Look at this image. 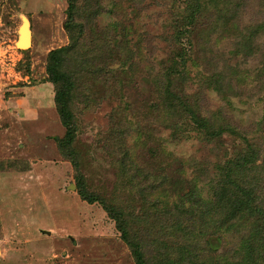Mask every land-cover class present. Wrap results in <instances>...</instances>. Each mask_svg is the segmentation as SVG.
Masks as SVG:
<instances>
[{
    "label": "rangeland",
    "instance_id": "1",
    "mask_svg": "<svg viewBox=\"0 0 264 264\" xmlns=\"http://www.w3.org/2000/svg\"><path fill=\"white\" fill-rule=\"evenodd\" d=\"M86 1L64 63L77 77L76 168L56 141L46 72L70 42L68 2L0 0V264H136L103 205L77 192V173L122 213L149 264H264V214L208 204L227 158L253 150L250 175L264 183V0H221L219 17L192 24L189 0ZM25 19L31 42L18 48ZM167 70L171 112L156 82Z\"/></svg>",
    "mask_w": 264,
    "mask_h": 264
},
{
    "label": "trees",
    "instance_id": "2",
    "mask_svg": "<svg viewBox=\"0 0 264 264\" xmlns=\"http://www.w3.org/2000/svg\"><path fill=\"white\" fill-rule=\"evenodd\" d=\"M86 1V0H85ZM67 10L66 19L64 21L63 27L69 36V44L61 46L59 48L51 50L47 55L46 72L48 81L52 82L54 86V102L55 107L60 119L62 126L64 127V133L61 137L56 138L59 150L61 154L65 157L70 158L73 161L74 166L77 168V163L75 160L74 152L72 149V141L75 134L73 116L71 115L70 98L74 82L76 83V74L74 76L69 72L68 67L65 66L67 58L70 53H74L79 47V38L83 35L85 24L80 23V15L78 12L77 0H67ZM87 2V1H86ZM221 0H189L188 11L185 20L186 24H192L196 15L200 16L209 13L210 11H215L216 14H221V11H225V8L220 6ZM222 2H225L223 0ZM90 5V2H89ZM97 11V10H96ZM99 11V10H98ZM97 14V12L95 13ZM94 14V15H95ZM224 19V15H221ZM221 19V20H223ZM218 20H220L218 18ZM78 58V59H77ZM77 63L80 61L82 63L81 57L76 54ZM76 63V64H77ZM173 70V68L171 69ZM167 70V77L165 78L164 87L161 86L160 82L156 81L159 86V92L161 93L162 99L165 106L169 109V112L174 111L171 103H167V99L171 97V85L172 81L169 77H174L172 75L173 71ZM74 72V71H73ZM160 80V78H158ZM163 87V88H162ZM176 110V109H175ZM165 115L168 114L165 111ZM172 125V123H167ZM229 128L226 124L221 125L218 129L222 131ZM253 150H249L246 156H237L232 158H227L220 164L221 171L218 172L217 178H213L214 185H212V192L214 195L212 198L215 200L208 203L209 205L218 204L220 208L225 209L233 218L236 215H247L251 211L264 214V206L262 201L264 200V183L258 184L255 180L254 175H250L252 169L250 156L254 153ZM140 173L139 171H137ZM76 188L79 195L89 203L97 202L102 204L107 210L109 216L115 220L118 230L120 231L121 238L126 241V243L131 247L132 254L136 264H149L148 258L144 257L143 243L137 239H133L129 236L128 228L124 226V219L121 216V212L116 209L111 204L107 203L96 193L87 190L85 183L80 174L75 175ZM257 200H259L257 202ZM121 214H120V213ZM261 240V237H259ZM256 240L257 237H256ZM264 240V239H263ZM259 246L261 241L256 242Z\"/></svg>",
    "mask_w": 264,
    "mask_h": 264
},
{
    "label": "water",
    "instance_id": "3",
    "mask_svg": "<svg viewBox=\"0 0 264 264\" xmlns=\"http://www.w3.org/2000/svg\"><path fill=\"white\" fill-rule=\"evenodd\" d=\"M24 34H26L27 42L24 39ZM23 42H25L26 44L28 43V46L24 47ZM30 42H31V31L29 28L28 21L25 19L23 23L21 24V26L19 27V34H18V39L16 41V46L18 48H27L29 47ZM73 187H74L73 185L69 186V188H73Z\"/></svg>",
    "mask_w": 264,
    "mask_h": 264
},
{
    "label": "bare ground",
    "instance_id": "4",
    "mask_svg": "<svg viewBox=\"0 0 264 264\" xmlns=\"http://www.w3.org/2000/svg\"><path fill=\"white\" fill-rule=\"evenodd\" d=\"M27 33H28V32H27ZM24 39H25V41L27 42L26 34H24ZM23 44H24V45H23L24 47L28 46V43L26 44L25 42H23Z\"/></svg>",
    "mask_w": 264,
    "mask_h": 264
}]
</instances>
